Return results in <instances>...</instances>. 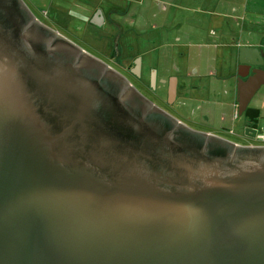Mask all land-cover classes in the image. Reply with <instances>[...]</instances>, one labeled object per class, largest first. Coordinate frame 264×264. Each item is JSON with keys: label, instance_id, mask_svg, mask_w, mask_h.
<instances>
[{"label": "water", "instance_id": "1", "mask_svg": "<svg viewBox=\"0 0 264 264\" xmlns=\"http://www.w3.org/2000/svg\"><path fill=\"white\" fill-rule=\"evenodd\" d=\"M82 55L0 0V264H264V146L191 130ZM261 85L237 81L251 139Z\"/></svg>", "mask_w": 264, "mask_h": 264}, {"label": "rangeland", "instance_id": "2", "mask_svg": "<svg viewBox=\"0 0 264 264\" xmlns=\"http://www.w3.org/2000/svg\"><path fill=\"white\" fill-rule=\"evenodd\" d=\"M21 1L38 22L81 49L103 58L104 55L101 54H107L112 47L118 46V51L115 50V53L122 60L126 57L141 59L144 77L142 81L138 82L126 74L121 67L116 68L126 75L128 82L140 95L167 110L170 116L189 129L216 136L237 145L264 146V87L256 92L249 104L260 110V117L256 138L248 139L242 130L244 117L237 115L235 117L233 101L236 84L234 81L222 79L225 74L221 75V66L214 58L216 51L213 48L203 49L200 51L202 58L198 59L196 58L198 50H186L182 46H180L181 49L178 48L180 44L187 41L188 25L185 23H190L191 16L186 15L185 12L175 11V7H171L164 0L148 5L145 2L143 7H137L138 2H134L128 9L123 1H116L124 10L123 16L115 17L116 21L124 29H131L130 32L121 34L114 26H104L100 29L84 23L85 12L80 7L97 4L100 0ZM161 2L166 7L163 11L157 9L158 3L161 4ZM102 8L105 7L102 6ZM136 12L145 13L144 25H136V18H131L130 15H135ZM165 18L168 26L163 28L162 21ZM133 23L134 25L131 26ZM142 34L145 35L144 38L141 37ZM118 38H120V44ZM176 38L180 40L177 41ZM162 43L166 46H162ZM188 52H193L190 53L192 58L188 60L178 55V53L187 54ZM129 64L130 62L124 60L121 66L127 69L130 67ZM152 68L157 70L158 83L162 79L169 81L174 78L178 80L181 88L184 87L183 91H178V96L172 104L166 103L167 92L164 87L155 92L152 83L149 86L146 73ZM193 69L197 71V75L191 74ZM209 71H212L214 75L208 76L206 73Z\"/></svg>", "mask_w": 264, "mask_h": 264}, {"label": "crops", "instance_id": "3", "mask_svg": "<svg viewBox=\"0 0 264 264\" xmlns=\"http://www.w3.org/2000/svg\"><path fill=\"white\" fill-rule=\"evenodd\" d=\"M116 1H123L128 9L134 2H138L136 4L137 7H143L145 2L148 5L158 0H100L97 4L80 7L85 12L83 17L84 23L100 29L104 26H114L121 34L130 32V28L126 30L116 21L115 17L124 15V10L120 6V3H116ZM164 1L169 3L171 7H175V11L185 12L186 15L191 16L190 23H185L188 25L187 41L184 44H180L178 48L182 46L186 50H198L199 52L196 56L198 59L202 58L200 51L203 49L213 48L216 51L214 58L221 66V75L224 76L225 74V77L222 79L234 81L236 84L233 101L234 112L236 114L238 79L246 81L249 77L253 76L254 72H257L259 73V80L262 82L260 88L264 87V0ZM104 3L106 4L103 5ZM102 6L105 8L103 9ZM157 9L163 11L166 7L161 2V4L158 3ZM97 11L101 13L103 21L95 24L93 18ZM136 13L135 15H130L131 18H136V25H144L145 13ZM162 26L163 28L168 26L166 18L162 21ZM144 36V34L141 35L142 38ZM118 40L120 44V38ZM176 40L179 41L180 38H176ZM162 44V46H166L164 43ZM190 53L193 52H188L187 54L178 53V55L184 60H188L192 58ZM262 60L263 63L260 64ZM224 64H226V67H224ZM223 71L225 72L223 73ZM191 74L197 75L198 73L193 69ZM206 74L208 76L214 75L212 71ZM181 90L183 91L184 87L181 88L176 79L174 101L178 96V91Z\"/></svg>", "mask_w": 264, "mask_h": 264}, {"label": "flooded vegetation", "instance_id": "4", "mask_svg": "<svg viewBox=\"0 0 264 264\" xmlns=\"http://www.w3.org/2000/svg\"><path fill=\"white\" fill-rule=\"evenodd\" d=\"M45 26V25H44ZM74 44V43H73ZM79 50H80V52H82V54H84V55H82L81 57H79V60H78V62L79 63H83V62H85V61H88V59L89 60H95V61H98V63H97V65H99L98 66V68H97V75H99V74H101V73H103V74H106V73H110V72H108L109 70H111L112 72H115V73H117L118 74V76H120V77H122V78H124L127 82H128V79H127V77H126V75H124L122 72H120V70H118L117 68H119L120 69V67L123 69V70H125L126 72V74H128L129 76H131V77H133L134 79H136V80H138V82L141 80H143L144 79V77H143V71H142V60L140 59V66H139V69H138V72H137V70H136V64H135V61H136V59H137V57H126L125 59H121V57H118L117 56V54H114L113 53V50L114 49H117L115 46L114 47H112L109 51H108V53L107 54H101V53H99V52H97V53H99V54H101L102 56L104 55V57L103 58H101V57H98V56H96V55H94V54H92L91 52H89V51H87V50H84V49H81L79 46H77L76 44H74ZM124 60H127V62H130V64H129V68H125L124 69V67H122L121 65L122 64H124ZM95 63V62H94ZM110 63H112V64H110ZM117 67V68H116ZM147 80H148V83H149V86H150V83H151V79H152V75L154 74V80H155V83H154V86H153V90H155V92L156 91H158L160 88H165V91L166 92H168V83H169V81H165V80H160L159 81V83L157 82L158 81V77H157V70H155L154 68H152V69H148V71H147ZM128 84L130 85V87H133L129 82H128ZM134 88V87H133ZM135 89V88H134ZM136 90V89H135ZM156 94V93H155ZM144 97V96H143ZM144 98H146V97H144ZM147 99V98H146ZM148 100V99H147ZM150 103H152L150 100H148ZM252 101V100H251ZM174 101H172V102H169L168 101V95L166 94V103H167V105L168 104H172ZM250 104V103H249ZM152 105L154 106V107H157L158 109H160L161 111H163L164 113H166L167 115H169V113L167 112V110H164V109H162V108H160V107H158V106H156L155 104H153L152 103ZM248 107H250V108H255V107H252V106H250V105H248ZM170 116V115H169ZM172 117V116H171ZM242 117V116H241ZM259 117H260V114H259ZM173 118V117H172ZM243 118V117H242ZM175 119V118H174ZM259 120V119H258ZM251 126H252V123H250L246 118H244V120H243V126H242V130H243V133H245L246 131H248V129L249 128H251ZM258 128V127H257ZM246 133H248V134H246ZM245 133V136H246V138H248V139H251L250 137H249V135H251L250 134V132L248 131V132H246ZM256 136H257V130H256ZM256 138V137H255ZM239 146H245V145H239Z\"/></svg>", "mask_w": 264, "mask_h": 264}, {"label": "trees", "instance_id": "5", "mask_svg": "<svg viewBox=\"0 0 264 264\" xmlns=\"http://www.w3.org/2000/svg\"><path fill=\"white\" fill-rule=\"evenodd\" d=\"M116 48H117V49H114V50H113V53H114V54H116V53H115V50H117V51H118V46H116Z\"/></svg>", "mask_w": 264, "mask_h": 264}, {"label": "built area", "instance_id": "6", "mask_svg": "<svg viewBox=\"0 0 264 264\" xmlns=\"http://www.w3.org/2000/svg\"><path fill=\"white\" fill-rule=\"evenodd\" d=\"M235 117H236V114H235Z\"/></svg>", "mask_w": 264, "mask_h": 264}, {"label": "bare ground", "instance_id": "7", "mask_svg": "<svg viewBox=\"0 0 264 264\" xmlns=\"http://www.w3.org/2000/svg\"><path fill=\"white\" fill-rule=\"evenodd\" d=\"M93 22V21H92ZM65 30V29H64Z\"/></svg>", "mask_w": 264, "mask_h": 264}]
</instances>
